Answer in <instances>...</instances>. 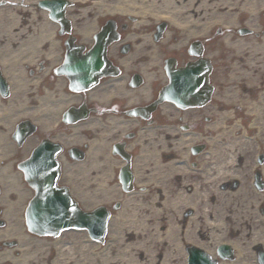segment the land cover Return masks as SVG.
Instances as JSON below:
<instances>
[{
	"label": "bare ground",
	"instance_id": "bare-ground-1",
	"mask_svg": "<svg viewBox=\"0 0 264 264\" xmlns=\"http://www.w3.org/2000/svg\"><path fill=\"white\" fill-rule=\"evenodd\" d=\"M156 1L72 0L71 17L99 15L105 8L118 13L134 12L136 8H157L156 4L153 6ZM181 1L184 0H163V6L177 9L179 13L193 0H185L186 3L177 6ZM229 3L231 0L213 2L220 9H225ZM86 25L93 29L95 19H87ZM133 26L138 28L142 22H135ZM51 36V33L39 34L38 37L31 35L25 40L26 44L22 42L25 55L14 53L8 66L9 73H15L16 64L21 60L36 61V49L40 48L44 38L51 39ZM229 36L230 33L226 34V39ZM11 39L9 36L7 41ZM234 45L236 49L240 48L237 41ZM261 45L264 46V42ZM261 45H256L259 51ZM52 49L47 53L51 55ZM255 64L252 65L258 73ZM252 73L245 69L239 72V77L244 75L248 82H256V77L250 76ZM20 85V81H15L14 94L20 92ZM233 91L236 93V88ZM245 102L250 104L247 110L241 113L225 109L217 114L214 129L205 135L202 133L200 141H205L206 149L196 156L195 168L189 166L191 159L186 152H181L182 156H174L173 153L166 159H160L159 152H167V148L165 150V146L160 144V151H157L156 144L150 146L152 174L148 175V191L122 195L123 206L108 224L105 243L95 242L83 231L74 230L61 234L65 242H61V238L55 241L52 238L35 239L25 234L20 222L9 221L6 228L0 230V241L17 237L22 250L20 256H16L18 247L5 248L0 252V264H186L185 249L188 246L203 248L214 255L216 246L223 243L233 247L236 254L234 259L222 260L220 264H253L250 258L264 251V189H257L252 180L247 181V177L253 178L258 170L264 176V162L258 165L254 160L258 152L264 154V95L258 94L256 99L244 98L239 103L246 105ZM24 108L23 112H26L27 106ZM2 121L4 119L0 125ZM79 127L73 131V142L78 138L84 139V131ZM9 129L0 130L1 141ZM184 136L176 142L177 147L179 143L191 144ZM9 144L5 142V147ZM97 144V141H91L90 150ZM91 155L94 159L92 164L96 165L98 155ZM79 165L83 172V164ZM236 182L239 184L235 188ZM13 209L15 207L10 202L6 213H15ZM187 210H191L189 215L185 214Z\"/></svg>",
	"mask_w": 264,
	"mask_h": 264
},
{
	"label": "flooded vegetation",
	"instance_id": "flooded-vegetation-1",
	"mask_svg": "<svg viewBox=\"0 0 264 264\" xmlns=\"http://www.w3.org/2000/svg\"><path fill=\"white\" fill-rule=\"evenodd\" d=\"M186 1H182V4ZM214 1L194 0L191 2L193 8L187 3L186 13L176 18L180 26L166 25L163 30H159L158 24H152V21L136 28L133 25L140 20H136L135 16L128 15L123 20L121 13L109 10L103 12L108 19L113 20L112 27L116 35V39L111 41L106 49L107 73L98 79L97 85L74 93L68 91V80L63 78L61 82L50 77L48 85L51 95L53 94L50 99L60 102L54 116L60 122L61 131L66 132L64 136L68 135L69 130V124L64 117L66 110L70 106L80 105L85 107L81 108V111L86 117L75 123L76 126L81 127L84 120H89L97 128L99 138L100 135L103 136V139L100 138L99 155L103 174L117 180L126 169L132 173H148L150 166L147 165V159L142 158L144 146L149 150L150 158V146L156 144L157 151H160L159 146L163 144L168 151L163 152V156L159 152V156L167 158L173 155V145L181 141L184 135L188 140H197L201 131L213 129L216 124V112L223 109L224 103L229 101L231 96V92L227 91L225 94V90L221 91V88L231 90L232 80L236 81L232 75L233 66L255 64L264 60V54L257 49L263 43L261 39L264 37V0H253L255 10L251 16L247 10L248 0H231L225 9L218 10L213 4ZM217 14H226V24L229 28L193 25L194 22L204 23ZM228 33L231 36L226 39ZM69 36L74 38L73 28L67 34V37ZM249 36L256 44L249 42ZM65 39L66 36H61L59 40L58 54L61 57L66 50ZM76 40L79 39L74 41ZM93 41L92 39L81 45L82 54L93 46ZM236 41L239 49L234 45ZM240 41L243 42L242 45ZM260 66L264 71V64ZM193 70L196 71L195 79ZM173 73L176 74L172 75ZM258 83V86H251L244 81L238 82V88L243 96L264 95V76ZM170 86L174 87L172 92L187 104L186 107H180L164 97V91H169ZM58 88L65 96H78L76 104L68 106L63 99L56 97ZM39 96L40 99L43 97L46 100L45 95ZM16 105L17 103L10 102L9 95L4 97L0 93V118L4 119L0 130H11L10 135L9 132L5 133L4 141L0 140L4 145V149L0 151V206L7 204L9 179L11 189L16 187L18 181L20 186H24L23 172L18 169V164H15L23 155L24 144L18 145L12 136L13 129L24 117L11 124L7 117H3L7 106ZM82 114L75 113L76 116ZM70 118L67 115V119ZM44 119L51 124L52 120L47 114ZM36 134L35 132L34 135ZM87 136L92 137V132H87ZM56 140L64 147L62 156L66 165L78 162L74 160L70 146L62 139ZM8 141L12 142L11 151L5 149V142ZM183 146L181 145L182 148ZM136 161L141 170L136 168ZM70 167L71 165L68 168ZM76 183L86 189L82 182Z\"/></svg>",
	"mask_w": 264,
	"mask_h": 264
},
{
	"label": "rangeland",
	"instance_id": "rangeland-1",
	"mask_svg": "<svg viewBox=\"0 0 264 264\" xmlns=\"http://www.w3.org/2000/svg\"><path fill=\"white\" fill-rule=\"evenodd\" d=\"M206 10V9H205ZM22 12H27V10H24V11H22ZM0 14H1V22H0V28L1 29H3L4 31L3 32H5V33H2V34H0V36H2L3 35V38H6V34H7V30L9 31V34L10 35H16L18 32H20L21 30H24L25 32H29L30 34H32V35H34V36H39V34L40 33H42V31H43V29H41V28H44V29H47L44 25H43V22L41 21V22H39L40 21V18L37 20V18L35 19V18H31V17H28L26 20H28V21H26L25 22V24H26V27H28V28H23L22 27V23H19V22H17L16 24H15V22H13L14 20H13V17H11L12 16V14H13V12L12 11H1L0 12ZM5 19V20H4ZM3 20V21H2ZM20 20V19H19ZM13 22L15 25V27L14 28H12V30H10V28H6V26H5V23H9V22ZM21 21V20H20ZM152 23V22H151ZM152 25V24H151ZM151 25H149V26H151ZM27 29L29 30V31H27ZM21 39H18V38H16L15 40H11V41H13V42H18V41H20ZM0 47H2L1 45H0ZM20 52L22 51V49H20L19 50ZM9 54V53H8ZM10 55V54H9ZM248 69H251L252 71H251V76H253L254 77V75H256V71H254V69H252V68H248ZM238 71H239V69H238ZM258 75V74H257ZM243 81H244V79H243ZM225 84V83H224ZM223 90H225V94L227 93V91L230 93L231 92V90L229 89V88H227V89H225V88H221V91H223ZM249 104V103H248ZM249 106H250V104H249ZM259 154L261 155H264L262 152H258V154L256 155V157L254 158V160L255 161H258V158H259ZM258 163V162H257ZM261 167V166H260ZM248 179H247V181L249 180H252V178H249V177H247ZM238 184H239V182H238ZM97 187H93V188H91V189H96ZM80 190V189H79ZM81 190H82V192L85 194L86 193V191L85 190H83L82 188H81ZM90 192H93L92 190H90ZM90 192H89V194L88 195H86L87 196V198H89L90 197ZM98 195H101V194H96V195H94V196H98ZM90 199V198H89ZM191 212V210H187V212L185 213V214H188V213H190ZM189 215V214H188ZM256 257L257 256H255V255H253V258H250L251 259V261L253 262V264H258L257 263V260H256Z\"/></svg>",
	"mask_w": 264,
	"mask_h": 264
},
{
	"label": "water",
	"instance_id": "water-1",
	"mask_svg": "<svg viewBox=\"0 0 264 264\" xmlns=\"http://www.w3.org/2000/svg\"><path fill=\"white\" fill-rule=\"evenodd\" d=\"M38 208V207H37ZM49 212V211H48ZM75 214L71 215L70 217H68L67 215L64 216V214L62 215H57V217L54 219V224L53 225H39V228L43 229V230H46V231H49L51 230L52 228L53 229H57V228H60V227H63L65 226L67 223H69L68 225H77V226H81V225H84V224H87V221L83 220V221H80L78 223V221L75 220ZM44 218L46 223H48V221H51L54 217L53 216H50L48 218V215H47V211H42L41 209L40 210H35V213H34V216L32 217V219H36V218ZM66 219H69V221H66ZM56 223L57 226H54ZM89 224H92V222ZM104 226V225H103ZM208 264V263H207Z\"/></svg>",
	"mask_w": 264,
	"mask_h": 264
}]
</instances>
